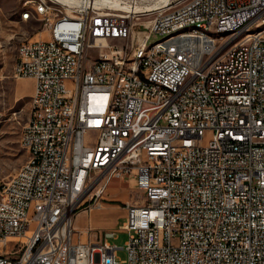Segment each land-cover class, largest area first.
Listing matches in <instances>:
<instances>
[{"label": "built area", "instance_id": "2783aa9c", "mask_svg": "<svg viewBox=\"0 0 264 264\" xmlns=\"http://www.w3.org/2000/svg\"><path fill=\"white\" fill-rule=\"evenodd\" d=\"M172 8L129 55L95 38V0L27 6L33 17L21 21L43 29L20 45L13 76L35 80L23 130L31 170L0 192V264H264V38L236 52L197 35L146 51L189 24L255 27L264 0ZM132 179L145 199L125 204L120 260L116 232L83 240L75 220Z\"/></svg>", "mask_w": 264, "mask_h": 264}, {"label": "rangeland", "instance_id": "374dc122", "mask_svg": "<svg viewBox=\"0 0 264 264\" xmlns=\"http://www.w3.org/2000/svg\"><path fill=\"white\" fill-rule=\"evenodd\" d=\"M29 1L31 0H0V190L11 176L25 165L29 156L23 144V130L31 112L35 80L13 76L20 45L43 29L42 22H37L34 18H30L27 22L21 21L23 14L27 12L33 14V10L27 9V6L30 5ZM109 1L116 2L121 7L134 9L155 6L160 0ZM188 1L169 0L168 8L139 14L123 11L113 12L109 9L97 10L90 24L94 33H97L95 38H98L100 42L125 48L130 55L147 35L152 21L159 12H167L172 7V9L177 8ZM68 10L69 7L61 5V11ZM126 16L127 19H125ZM93 38L94 36H92ZM52 40H56L62 45V37L52 36ZM161 40L162 36H154L150 39L149 46ZM99 54V49L91 48L88 55L95 60L98 59ZM209 140L210 136L206 135L204 144H208ZM116 182L110 186L114 189L112 194H125V196L115 198L108 191L102 203L104 206L105 203L112 204L113 207L121 210L120 213L103 214L100 218L103 221L101 229L99 225L92 222L94 216L92 210H95L96 205L94 202H87L76 216L75 227L78 235L82 233L83 240L93 241L97 235L100 237L102 232H116L117 236L115 239H111V243L120 248L118 258L126 260V245L130 236L128 232L121 230L127 216V212L124 210L125 204L129 200L132 205H141L145 194L138 189L134 190L130 186L119 185ZM106 221L109 222L106 224ZM93 225L96 228H91ZM87 226L92 229L89 235L84 232L88 229Z\"/></svg>", "mask_w": 264, "mask_h": 264}, {"label": "bare ground", "instance_id": "6f19581e", "mask_svg": "<svg viewBox=\"0 0 264 264\" xmlns=\"http://www.w3.org/2000/svg\"><path fill=\"white\" fill-rule=\"evenodd\" d=\"M169 0H160L155 6L147 8H125L121 7L118 3L109 0H95V6L97 10H111L113 12L123 11L127 13L139 14L151 11H156L161 8H168L170 4ZM28 3L32 4V0ZM61 5L69 7V3H61ZM32 12L23 14L22 17H32ZM116 18V17H115ZM128 17L126 16L125 19ZM30 18H27L29 20ZM194 35L200 36L203 39L211 40V44H219V42H225L228 40L229 52H236L242 48L244 41L248 39H261L264 38V19L258 23L255 27L237 26L230 29H214L201 24H189L185 27H177L176 29L162 35V40L158 43L149 46L146 44V51H156L158 49H170L174 46L175 41H183L184 38H190ZM53 46H61L56 40H52ZM25 130V129H24ZM23 144L25 147V134H23ZM31 160H28L25 165L16 173V178H24V174L30 173ZM14 176V175H13ZM7 191V183H5L0 192ZM101 208V206H97ZM0 211H3V202H0Z\"/></svg>", "mask_w": 264, "mask_h": 264}, {"label": "crops", "instance_id": "0c3cea01", "mask_svg": "<svg viewBox=\"0 0 264 264\" xmlns=\"http://www.w3.org/2000/svg\"><path fill=\"white\" fill-rule=\"evenodd\" d=\"M33 21V20H31ZM29 21V22H31ZM37 36H33L31 39H36ZM117 181V182H116ZM113 182H116V184H119V185H123V186H130V188L134 189V190H137V185H136V181L134 179L132 180H128V181H120V180H115ZM112 182V183H113ZM114 189L112 188H109L108 191H110V193L112 194V191ZM113 197L117 198V197H120V196H125V194L121 195V194H112ZM128 203H131L129 200L127 201ZM102 207L101 208H98L96 207L95 210H92V213L94 214L93 216V221L92 222H95L97 225H99V227L101 228L103 226V221L100 220V218L102 217L103 214H106L107 213H114V212H117V213H120L121 210H119L118 208H115L113 207L112 204H108V203H105V206L103 204H101ZM125 210V209H124ZM109 221H106V224L108 223ZM76 224V223H75ZM105 225V223H104ZM86 228H89L88 226ZM91 228H96L94 227V225L91 227ZM102 229V228H101ZM95 242H98L100 241V237L97 235L95 237V240H93Z\"/></svg>", "mask_w": 264, "mask_h": 264}]
</instances>
